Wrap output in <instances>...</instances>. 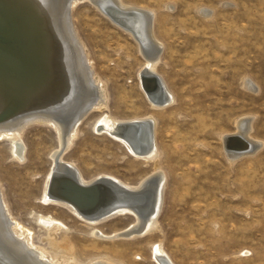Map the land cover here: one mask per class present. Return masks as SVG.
Listing matches in <instances>:
<instances>
[{
  "label": "rangeland",
  "instance_id": "1",
  "mask_svg": "<svg viewBox=\"0 0 264 264\" xmlns=\"http://www.w3.org/2000/svg\"><path fill=\"white\" fill-rule=\"evenodd\" d=\"M120 2L153 12V33L163 45L156 71L175 100L151 105L139 84L145 59L137 42L89 1L78 2L72 25L105 85L107 107L78 122L62 160L83 181L112 178L135 186L153 172V162L130 154L94 125L103 114L126 121L151 116L158 166L166 176L160 231L117 237L135 222L132 214L91 226L65 207L45 204L51 155L60 150L57 131L46 123L32 122L22 131L20 161L10 141L0 139L1 208L35 247L73 264H156V244L173 264H264V0ZM245 117L252 118L250 137L260 147L230 162L222 139ZM40 217L61 227L47 230ZM94 230L112 238H97ZM67 242L69 253L60 248Z\"/></svg>",
  "mask_w": 264,
  "mask_h": 264
},
{
  "label": "bare ground",
  "instance_id": "2",
  "mask_svg": "<svg viewBox=\"0 0 264 264\" xmlns=\"http://www.w3.org/2000/svg\"><path fill=\"white\" fill-rule=\"evenodd\" d=\"M81 1L84 0H0V111L8 102L10 104L6 116L0 120V139L10 141L12 155L20 161L24 156L21 133L26 126L32 122L52 126L59 136L60 150L51 155L53 168L46 181L43 202L67 208L91 226L119 215L132 214L135 218L133 225L113 236L125 238L155 233L159 229L158 214L166 176L158 166L155 121L151 116L126 121L103 114L94 125L97 133H105L122 143L130 154L153 162V172L135 186L123 185L112 178L83 181L77 169L62 160L76 135L74 130L78 122L90 111L107 107L105 85L89 64L73 25L70 28L72 19L71 14L68 16V5L72 9ZM86 1L137 42L145 59L138 74L139 84L151 105L154 108L170 105L175 99L156 71L163 45L153 33V12L124 5L120 0ZM101 7L104 11L99 9ZM210 14L209 11L202 13L206 18ZM155 75L158 77L157 90L148 93L146 82ZM244 87L255 91L248 81ZM251 119L238 120L236 132L222 139L225 156L230 162L250 155L260 147L259 141L250 137ZM131 133L135 135L136 148L127 139ZM75 186L114 189L124 196L147 194L150 198L146 202H139L142 198L136 201L126 198L89 211L86 206L78 204L79 194ZM39 223L47 230L61 227L47 217H40ZM92 235L101 239L112 238L98 230ZM60 248L70 252L68 242L61 244ZM151 257L156 264H173L160 244L152 248ZM0 264L73 263L52 258L35 247L30 235L11 222L0 205ZM88 264L115 263L96 260Z\"/></svg>",
  "mask_w": 264,
  "mask_h": 264
},
{
  "label": "water",
  "instance_id": "3",
  "mask_svg": "<svg viewBox=\"0 0 264 264\" xmlns=\"http://www.w3.org/2000/svg\"><path fill=\"white\" fill-rule=\"evenodd\" d=\"M98 5V4H97ZM100 7V6H99ZM101 11H104L101 8H99ZM71 8L68 5L67 8V12H68V16H70L71 14ZM72 27V23L70 22V28ZM157 84H158V77L155 75L153 76L151 79H149L146 82L145 88L146 91L148 93H155L157 90ZM10 106L9 102L5 105V107L0 111V120L3 119L6 116V111L7 108ZM128 141L130 142V144L133 147H137L135 142V135L133 133H131L129 136H127ZM76 190L78 192V204L81 206H86L87 210L92 211L91 209H95L97 208V206H101L104 204H110L122 199H126L128 201H133V200H139V202H146L150 196L147 194H144L142 196H124L122 193H119L118 191L114 190V189H99V187H87V188H83V187H79V186H75ZM133 197V198H131Z\"/></svg>",
  "mask_w": 264,
  "mask_h": 264
}]
</instances>
